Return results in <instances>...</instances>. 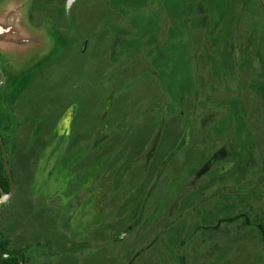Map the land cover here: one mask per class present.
<instances>
[{"label": "rangeland", "instance_id": "1", "mask_svg": "<svg viewBox=\"0 0 264 264\" xmlns=\"http://www.w3.org/2000/svg\"><path fill=\"white\" fill-rule=\"evenodd\" d=\"M24 1L8 0L2 12ZM253 1L79 0L72 9L68 51L56 54L22 108L33 127L46 121L56 134L64 126L77 152L60 155L50 183L49 170L38 173L30 194L37 204L53 195L80 200V211L94 214L104 205L134 210L144 199L143 224L118 248L102 245L99 256L110 264H127L139 250L150 264H179L184 246L185 264H242L258 255L255 226L236 224L243 210L253 217L256 203L264 207L257 200L264 197V68L243 48L264 31ZM55 26L49 19L36 28L47 36ZM54 46L19 55L13 75L45 61ZM9 161L18 183L23 158L10 152ZM99 192L109 194L97 201ZM13 207L29 227L50 225L23 199ZM228 217L237 220L226 226Z\"/></svg>", "mask_w": 264, "mask_h": 264}, {"label": "flooded vegetation", "instance_id": "2", "mask_svg": "<svg viewBox=\"0 0 264 264\" xmlns=\"http://www.w3.org/2000/svg\"><path fill=\"white\" fill-rule=\"evenodd\" d=\"M7 1L0 0V9L1 4ZM78 1L74 0L68 6L69 0H28L22 8L20 7L19 11L23 13L26 6L31 4L30 11H27L31 26H39L49 19H53L56 26L54 30L51 29L47 33L44 39V44L55 45V50H51L53 52L48 57L49 59L47 58L18 77L13 75L16 68L15 58L21 53V48H17V43L21 41L16 39L14 32L16 25L12 22L6 23L4 30L0 32V264H110L111 258L105 252L103 256H99L104 247L102 245L110 244L118 248V243L131 236L147 217L148 212L144 199L136 204L134 210L125 209L127 212H123L121 209L114 208L113 210L104 205L100 206L103 208L94 214L86 213L82 209L80 211V200L67 202L64 201L66 198L54 199L58 196L53 195L49 199L56 200V205L50 203L49 199L46 202L40 199L37 204L35 197L30 194V186L37 180L35 176L38 173L49 170V178L44 180L45 183H50V177L54 166L59 163L60 155L65 157L71 150L77 152L75 142L71 145L66 143L68 131L64 126L61 132L56 134L47 132L48 127L46 128L45 125L48 123L46 121H41L38 127H33L26 119L22 104L37 78L53 66L56 54L61 53L63 56L68 51L70 37L67 34L69 26L66 23L70 22L71 27L74 28L76 19L72 16V9ZM254 1L264 20V0ZM261 37L257 41L252 36L250 38L253 40L243 38L245 40L243 48L250 57L258 55L260 68H264V31ZM262 71L259 75L263 74ZM192 131L190 129L189 136L192 135ZM184 133L185 131L182 135ZM192 137L186 140V143L188 141L190 143ZM183 145L184 142L181 143V146ZM191 145L194 144L191 143ZM187 146L189 145L185 147ZM15 151L19 152L20 159L23 158L24 166L21 168V173L26 174L23 179L19 178L18 183L15 182L9 161L10 152L15 153ZM75 156L76 154L69 155L70 158ZM6 165L9 167L11 176ZM146 169H148L147 166ZM80 175L84 177L85 172L81 171ZM88 194H93V192ZM94 194L98 193L94 192ZM99 194L103 196L97 198V201L98 199L101 201L109 193L99 192ZM19 199H23L24 203L29 205L28 210L31 214L39 216L42 222H50V225L42 226L41 228L45 230L40 231L37 227H29L26 223L19 221L13 207L15 201ZM258 199L259 204L263 205V195ZM111 201L117 204L116 198H111L107 202ZM36 204L39 209L37 206L35 208ZM46 207L52 209L55 207L56 211L49 214L48 211L43 210L47 209ZM256 207L254 218L243 210L244 216H239L238 223H236L241 227L255 226L259 237L258 255L254 256L252 261H243L242 264H264V207H258V203ZM93 220V223H89ZM235 220L237 219L234 217H228L223 218L221 222L230 226V222ZM147 247L146 245L142 248ZM185 247L178 256L179 264L186 263ZM120 256L119 254L118 260ZM223 257L226 259V255ZM139 259H142L140 250L136 253V257L129 260L127 264L151 263L148 258L146 261L142 259L141 262ZM118 263L116 260V264Z\"/></svg>", "mask_w": 264, "mask_h": 264}, {"label": "water", "instance_id": "3", "mask_svg": "<svg viewBox=\"0 0 264 264\" xmlns=\"http://www.w3.org/2000/svg\"><path fill=\"white\" fill-rule=\"evenodd\" d=\"M11 1V0H9ZM24 1V0H23ZM74 0H69L68 2V6L73 2ZM28 0H25L24 2H22L20 4V6L18 8H15V13H13V11H11V13L9 14V12L7 11H3L2 12V8L0 9V32H2L4 30V25L6 23H13L14 25H16V29H15V37L16 39H19L21 41V43H17V48L20 49L21 48V53L17 54L16 58L18 61V57L21 54H28L29 51H31L33 48L38 47L39 45H44L45 42V38L46 36H42L41 31H38L36 27H33L30 25L29 21H28V14L23 12L20 13L19 9L20 7L22 8L24 6L25 3H27ZM7 28H5L6 30ZM1 35V33H0ZM15 58V60H16ZM15 63H17L15 61ZM7 171L10 174V170L9 167L6 165Z\"/></svg>", "mask_w": 264, "mask_h": 264}]
</instances>
